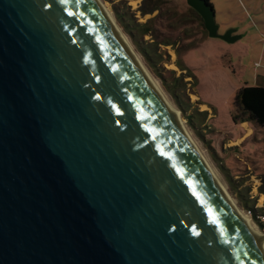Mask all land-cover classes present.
<instances>
[{"label":"water","instance_id":"water-1","mask_svg":"<svg viewBox=\"0 0 264 264\" xmlns=\"http://www.w3.org/2000/svg\"><path fill=\"white\" fill-rule=\"evenodd\" d=\"M208 171L95 0H0V264H264Z\"/></svg>","mask_w":264,"mask_h":264},{"label":"rangeland","instance_id":"rangeland-1","mask_svg":"<svg viewBox=\"0 0 264 264\" xmlns=\"http://www.w3.org/2000/svg\"><path fill=\"white\" fill-rule=\"evenodd\" d=\"M161 1L159 11L143 16L144 0H102L153 80L180 111L164 81L153 73L138 45L122 28L116 11L140 25L148 23L151 32L139 42L157 55L166 83L181 79V106L192 116L195 129L180 112L192 139L236 206L262 232L242 206L241 198L264 210V128L258 127L254 135L245 137V130L235 121L239 114L235 106L236 95L246 83L256 86L257 77L260 84L264 83V0H209L215 8L219 35L234 30L241 37L234 43L209 37L203 19L192 12L187 0Z\"/></svg>","mask_w":264,"mask_h":264},{"label":"trees","instance_id":"trees-1","mask_svg":"<svg viewBox=\"0 0 264 264\" xmlns=\"http://www.w3.org/2000/svg\"><path fill=\"white\" fill-rule=\"evenodd\" d=\"M209 5L213 8L214 6L206 0ZM161 0H144L145 7L142 9L143 16L148 14H153L160 10V3ZM149 5L150 7L147 8L146 6ZM195 14V11L192 10ZM201 17L199 14H197ZM117 19L120 21L122 28L125 30L127 34H129L133 39V41L138 45L139 52L142 56L147 60L148 64L153 69V73L156 74L162 81H164L166 85V89L169 94L173 97L179 110L182 112L183 116L187 120L189 127L195 129L193 124L192 116L187 113L185 108L181 106L182 104V97L179 94V89L182 88L181 79L174 80V82L170 85L166 83L165 77L162 75V69L160 67V62L158 60L157 55L150 51L149 48L143 47L142 44L139 42V39L144 38L145 36L149 35L151 29L149 28L148 23L140 25L137 21L133 18L129 19L127 14H123L122 12L116 11ZM204 27V25H203ZM180 66V65H179ZM181 67V66H180ZM182 70H186L185 68L181 67ZM190 77V75H187ZM186 78L185 76L182 77ZM184 80V79H183ZM236 109L238 111V116H236L235 121L236 123H244L249 122L258 127H264V87L263 86H250L246 85L238 91L236 95ZM222 172L226 170L221 167ZM231 181V180H230ZM264 182V180H263ZM234 191V187L232 186L231 191ZM264 193V191H262ZM242 197V196H241ZM242 206L247 210L252 212L253 219L257 222L258 212H264L263 209H256L254 203L249 201L247 198H241Z\"/></svg>","mask_w":264,"mask_h":264},{"label":"bare ground","instance_id":"bare-ground-1","mask_svg":"<svg viewBox=\"0 0 264 264\" xmlns=\"http://www.w3.org/2000/svg\"><path fill=\"white\" fill-rule=\"evenodd\" d=\"M95 1L97 2L98 6L103 10V12L106 14L108 19L110 20V24L112 26H114V28L121 35L122 41L126 44V46L129 48V50L132 52L133 56L138 61V64L142 68L143 72L148 77V79L151 81V83L155 87V90L158 92V94L161 96V98L165 102L166 107L169 109V111H171L172 113H174V114H176L178 116L179 123L183 126L184 131L186 132L189 141L193 144V146L195 147V149L199 153L202 161L204 162V164L206 165L207 169L209 170L208 172L214 177L216 183L220 186V189L223 191L225 197L231 203L230 204L231 207L243 219V221L247 222L249 230L255 236H257V238H262L263 243H264V235H263V233L257 228V226L251 221V219L236 206V202L233 200L231 195L226 190V188H225L226 186L223 184V182L220 180V178L216 175V172H215L214 168L209 164L207 159L203 156V153L200 151V148L198 147V145L192 139L193 137H192L191 133L189 132L187 126L185 125V120L182 118L180 111H178L173 106V104L169 101V98L161 91L160 86L153 80L152 76L149 74V71L146 69V67L143 65L142 61L138 57V54L136 53V51L129 45V43L126 41L125 37L123 36L122 32L120 31V29L114 24V21L112 20V17L110 15L109 11L107 10L106 5L102 2V0H95Z\"/></svg>","mask_w":264,"mask_h":264},{"label":"crops","instance_id":"crops-1","mask_svg":"<svg viewBox=\"0 0 264 264\" xmlns=\"http://www.w3.org/2000/svg\"><path fill=\"white\" fill-rule=\"evenodd\" d=\"M256 66L259 67V63H257ZM255 81L257 82L256 86H263L264 87V83L263 84L259 83V77H257V79ZM246 85H250V84L246 83L245 86ZM240 126L245 130V137H247V138H250L252 135H254V133H256L257 128H258V126H255L249 122L240 123ZM260 128H264V127H260Z\"/></svg>","mask_w":264,"mask_h":264},{"label":"built area","instance_id":"built-area-1","mask_svg":"<svg viewBox=\"0 0 264 264\" xmlns=\"http://www.w3.org/2000/svg\"><path fill=\"white\" fill-rule=\"evenodd\" d=\"M258 66V65H257ZM247 214L253 218V214L252 212L248 211ZM257 223L258 225L260 226L262 232H263V235H264V212H261L260 214H258L257 216Z\"/></svg>","mask_w":264,"mask_h":264},{"label":"snow or ice","instance_id":"snow-or-ice-1","mask_svg":"<svg viewBox=\"0 0 264 264\" xmlns=\"http://www.w3.org/2000/svg\"><path fill=\"white\" fill-rule=\"evenodd\" d=\"M97 99H100L99 97H97Z\"/></svg>","mask_w":264,"mask_h":264}]
</instances>
